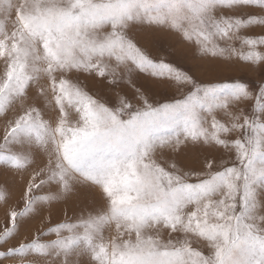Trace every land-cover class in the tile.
<instances>
[{
  "label": "rangeland",
  "instance_id": "374dc122",
  "mask_svg": "<svg viewBox=\"0 0 264 264\" xmlns=\"http://www.w3.org/2000/svg\"><path fill=\"white\" fill-rule=\"evenodd\" d=\"M111 0H0V40L18 32L22 27L32 25L38 18H47L59 23L69 14L80 16L87 13L84 22L67 30L79 40L99 45L108 40L113 31V17L109 14ZM170 2V0H169ZM209 18L208 30L224 52L213 55L203 50L193 37L189 39L183 28L173 27L168 22H149L139 3L132 9L134 20L123 29L126 38L131 40L154 63L161 62L191 77V82L176 81L166 70L158 68H136L129 72L123 64H118L114 55L105 53L103 65L116 69L115 78L108 74L101 76L96 70L71 69L57 70L56 79L68 80L73 86L92 96L99 104L113 110L121 107L120 99L131 108L120 114L128 120L130 113L144 111L148 104L160 107L164 104L184 100L197 88L214 85H244L245 98L239 87L219 90L203 102L194 104L198 124L208 129L213 121L222 122L229 131L222 135L225 144L203 137L193 139L187 134L181 136L182 143H175V130L162 129L153 134V142L140 160V170L148 165L156 173L163 169L172 176H181L185 181L199 183L210 178L212 173L224 171L228 167L247 170V162L239 158L241 141L248 149L257 148L252 165L258 169L257 178L251 185L247 207L244 203L243 181L236 203L234 215L239 217V239L236 238V221H230L233 232L229 238L230 252L223 256L225 264H264V252L259 239H264V62L256 63L255 57L246 60L250 51L264 54V0H204ZM168 3L160 8L153 7L149 12H166ZM183 8L187 11V5ZM257 18V19H253ZM224 21L237 24L239 31L230 38H220L215 25ZM239 22V23H237ZM249 41H256L250 45ZM10 42V41H9ZM39 52L30 60L35 66V77L29 82L23 97L11 96L3 113H0V138L11 121L18 118L26 108L35 107L44 120L49 122L47 147H54L52 132L60 119L59 105L51 88L47 63L42 58L43 43L39 42ZM74 55L86 59L87 54L77 46ZM243 54V55H241ZM7 57L0 59V79L6 76ZM203 96V92L200 93ZM147 101V104L145 103ZM211 106V108H210ZM183 113L175 119L180 121L179 130L183 133ZM73 125L79 122L73 111L70 115ZM247 121V123H245ZM235 125H242L236 127ZM163 137L164 139H157ZM0 139V143H2ZM23 157L22 165L0 163V233L11 222L10 213L15 210L12 235L0 242V251L18 248L33 240L45 245L41 252L29 250V254H9L0 257V264H135L140 259H148L153 264H180L193 259L217 260L216 244L223 245V236L215 241L201 236L197 231H186L182 225L175 230L168 226L164 218L150 219L141 228L130 227L123 216L113 218L112 197L105 191L103 183L92 180L83 173L73 171L67 176L68 186L62 181L45 179L27 196V187L34 172L48 160V151L34 136L17 137L9 141L6 150ZM143 152V150H142ZM99 155V154H98ZM212 163V169L207 165ZM103 178V171L98 170ZM166 183V181H165ZM216 199H220L219 196ZM231 203V201H229ZM186 214L192 208H181ZM229 214H233L230 212ZM159 215V213H157ZM223 222V221H221ZM60 224L73 225L72 229L57 231ZM139 233V235H138ZM75 237L70 240L69 238ZM64 239L65 244H57ZM177 249H182L177 253Z\"/></svg>",
  "mask_w": 264,
  "mask_h": 264
},
{
  "label": "snow or ice",
  "instance_id": "6c2138e0",
  "mask_svg": "<svg viewBox=\"0 0 264 264\" xmlns=\"http://www.w3.org/2000/svg\"><path fill=\"white\" fill-rule=\"evenodd\" d=\"M135 3L140 4L142 11L148 15L149 22L165 23L171 18L173 27L183 28L185 35L189 39L194 37L202 45L203 50L213 55L224 52L208 30L209 18L206 15L208 9L204 0H170V2L169 0H111L107 7L113 17L112 34L106 42L99 45L92 43L91 46H88L89 42L77 39L80 36L79 32L72 35L67 30L73 25L83 23L87 13L82 12L80 16L69 14L59 23L50 22L43 17L38 18L32 25L22 27L18 32L0 40V59L7 57L8 65L6 76L0 79V113L4 112L6 102L11 96H25L29 82L36 76L35 66L30 64V60L39 52L37 45L42 42L44 49L42 57L36 58H42L47 63V72L52 82L51 88L60 110V119L52 132L54 147L50 149L47 147L49 122L42 118L40 111L35 107L26 108L18 118L9 123L0 138L3 141L0 143V163H10L20 167L23 157L11 152L5 154L9 148V141L17 137L34 136L37 142L44 144L45 150L48 151V160L43 167L33 173L27 187L29 198L33 190L46 178L62 181L67 188V176L70 173L73 171L83 173L92 180L104 184L105 191L112 197L113 218L123 216L132 222L130 227L139 229L150 219L159 220L163 217L165 223L173 230L178 225H182L184 230L197 231L201 236L213 241L218 236H223V245H215L217 260L214 264H225L222 257L231 250L229 238L234 230L230 221H236V238L239 239L240 236L239 217L234 215L235 201L240 195L241 181H243L244 203L247 207L251 185L258 173V169L252 165L258 149H248L241 141L235 140L234 143L240 149L239 158L247 162V170L228 167L224 171L215 173L209 171L210 178L199 183L185 181L178 175L172 176L163 169H157L154 173L148 165H144V171L141 172L140 160L153 142V134L165 128L175 130V143H182L181 136L187 134L193 139L203 137L205 141L211 139L218 144H225L222 135L226 134L229 128L222 122L214 120L211 124L214 131L209 135L208 129L201 128L198 124L194 104L197 101L203 102L205 98L215 95L219 90L233 87H239L245 98H249L251 94L246 92V86L214 85L203 89L197 88L184 100L160 107L148 104L144 111L130 113L128 120H122L120 114L125 108H131L130 104H124L123 98L120 99L123 108L113 110L99 104L92 96L73 86L68 80L63 78L57 80L54 75L57 70L94 69L101 76L108 74L114 79L116 69H110L108 65L101 63V59H96L97 56L102 58L107 53L114 55L116 62L123 64L129 72L136 68H158L166 70L176 81L190 83L191 77L163 62L154 63L126 38L123 29L129 27L128 21L135 19L132 15ZM165 3H168L166 12L158 14L149 12V9L160 8ZM184 4L187 5V11L183 8ZM215 28L220 38H230L239 31L237 24L232 21L218 23ZM249 43L256 45V41ZM77 46L87 54L86 59L74 55L73 50ZM253 57L256 63L264 62V54L257 51H250L243 56L246 60H252ZM201 92L203 96L200 95ZM145 103L147 104V101ZM73 111L79 117V122L75 125L70 120ZM181 113L184 114L183 133L178 128L180 121L175 119ZM235 126L242 127V125ZM261 127L264 128V125ZM157 139L164 138L157 137ZM206 167L211 170L212 163ZM98 170L103 171V178L98 176ZM259 171L264 173V170ZM217 196L220 199H216ZM189 207L192 211L185 217V213L180 209ZM230 212L233 214H229ZM17 215L18 212L15 210L10 213V225L8 224L0 233V242L12 235ZM73 227L69 224H60L57 231ZM257 239L261 251L264 252V239ZM56 243L65 244L64 239H58ZM45 247L35 240L31 243L22 242L18 248L8 249L7 252L0 251V257L13 253L29 254L30 249L41 252ZM182 251L177 249V253ZM135 264H153V262L140 259ZM180 264L187 262L181 261ZM191 264H213V262L193 259Z\"/></svg>",
  "mask_w": 264,
  "mask_h": 264
}]
</instances>
